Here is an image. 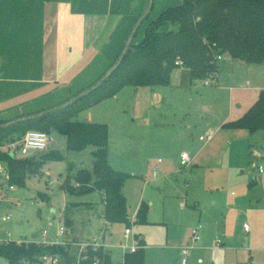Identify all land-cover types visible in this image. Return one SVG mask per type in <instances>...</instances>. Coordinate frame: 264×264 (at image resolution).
<instances>
[{
    "label": "rangeland",
    "instance_id": "obj_1",
    "mask_svg": "<svg viewBox=\"0 0 264 264\" xmlns=\"http://www.w3.org/2000/svg\"><path fill=\"white\" fill-rule=\"evenodd\" d=\"M263 81L264 65L249 66L226 58L221 63L218 82L209 80L206 85L207 80L193 81L191 72L180 68L172 74L168 87H127L116 97L93 107L83 119L79 117L81 121L88 118L89 123L109 127L110 165L117 172L133 176L123 191L129 214L134 215L142 199L150 203L152 224L133 227L134 232L146 237L147 264H182L185 258L187 264H199L201 247L207 249L204 264L217 262L222 254L213 250L217 241L223 244L232 232L244 237V226L249 230L254 226V209L262 210L257 220L263 221L264 177L261 183L249 185L259 173V166L264 167V131L250 134L220 126L225 116L234 122L253 107V89ZM207 134L213 135V141L201 142L200 138ZM243 140L249 143L242 157L237 150ZM20 143L7 145L2 151L10 150L14 159L38 161L43 153L51 152H60L65 159L46 163L39 173L29 174L26 188H15L7 198H0L1 240L63 242L66 237L58 234L67 229L66 206L92 202L96 204L98 226L67 229L68 236H77L81 241L73 243L72 254L81 252L80 243L92 242L103 232L106 243L118 245L124 241L127 226H105L104 206L98 193L71 197L63 188L67 178L74 177L77 171L92 172L96 148L68 151L66 139L51 133L47 151H32L24 156ZM184 153L191 159L188 167L181 165ZM252 155L257 158L251 159ZM4 181L2 176L0 194L4 192ZM40 195H47L49 201H42ZM11 198L18 200L12 203ZM238 201L243 204L237 206ZM4 217H8L5 222ZM226 222L224 231L222 226ZM200 224L208 227L199 231L200 238L194 244L192 232ZM110 231L114 234L112 241L108 238ZM44 233L46 237L42 236ZM35 235L38 237L34 238ZM188 244L193 247L189 256L174 249ZM251 249L255 264H264V244ZM114 255L118 262L119 254ZM231 255H227L229 264H249L248 253ZM0 264L9 262L0 258Z\"/></svg>",
    "mask_w": 264,
    "mask_h": 264
},
{
    "label": "trees",
    "instance_id": "obj_2",
    "mask_svg": "<svg viewBox=\"0 0 264 264\" xmlns=\"http://www.w3.org/2000/svg\"><path fill=\"white\" fill-rule=\"evenodd\" d=\"M219 56H227L249 66L264 65V0H182L180 6L167 9L148 25L142 43H131L126 48L118 69L96 90L78 100L83 93L72 97L36 116L13 122L0 121V149L5 145L19 144L31 131L44 132L49 136L52 131L58 133L66 139L68 151L83 152L90 147L96 148L92 154V172L77 171L74 177L67 178L63 188L71 197L100 194L107 223L130 227L129 207L123 190L133 176L117 172L110 165L109 127L81 121L80 115L116 97L127 87H168L172 74L180 68L188 69L193 81L210 78L215 81L219 72ZM224 129L250 134L264 131V91L242 118L227 123ZM43 154L35 161L14 159L10 152L0 151V163H5L8 169L6 184L24 189L29 174L39 173L46 163L65 159L60 152ZM149 210L148 204L141 205L135 225L149 224ZM46 256L58 257L60 264L77 263L69 244L0 243V258L9 264H43L42 259ZM86 256L81 264H92L97 257L101 258V264H113L103 250L95 253L87 248ZM125 264H145L143 247L127 255Z\"/></svg>",
    "mask_w": 264,
    "mask_h": 264
},
{
    "label": "crops",
    "instance_id": "obj_3",
    "mask_svg": "<svg viewBox=\"0 0 264 264\" xmlns=\"http://www.w3.org/2000/svg\"><path fill=\"white\" fill-rule=\"evenodd\" d=\"M181 4L182 0H0V121L13 122L24 117L42 114L67 102L70 98L86 92L117 64L131 43L139 45L143 42L151 22L155 21L167 9L178 7ZM226 58L229 57L223 56L218 61L217 82L221 63ZM262 91H264V81L253 89L254 100H256L253 105L257 102ZM91 110L92 108L85 111L80 117L83 119L84 115ZM229 118L225 116L221 120L220 126L224 128V125L230 122ZM85 121H88V118ZM248 143L243 140L238 145L239 150L237 151L242 157V152L245 151ZM6 146L0 151L10 152V150L2 151ZM9 146H15V144ZM251 154H254L253 151ZM255 157L257 158L252 155L251 159L255 160ZM258 175L259 173L253 176L250 187L261 183L264 174L261 175L259 182L253 181ZM2 176L5 177L4 182H6L8 169L5 163H0V179ZM99 196L105 212L102 196L100 194ZM40 198L42 201H49L47 195H40ZM17 200L11 198L10 202L13 203ZM143 203L148 204L150 208V203L145 199L140 201L134 215H130L132 223L130 228L132 229L139 226L135 225V221ZM241 204H243L242 201L237 202V206ZM95 210L96 204L92 202H76L67 205L65 210L66 228L73 230L85 225L89 228L97 227ZM52 212L54 213L55 210ZM251 212L254 216V226L250 227L249 232L243 230L242 236L244 237L239 234L237 236L232 232L227 235L228 237L226 236V240L221 246H217L216 242L213 250L222 251V254L217 262L213 261L211 264H229L227 255L232 253L231 256H233L239 252L248 253L249 264H255L256 257L253 256L251 248L258 244H264V218L263 221L257 220L260 217L257 214L262 210L254 209ZM150 213L151 209L148 215V225L152 224L149 221ZM104 223L105 226L112 225L107 223L105 216ZM243 223H246V220ZM199 227L202 230L208 225L200 224ZM222 227L224 231H227V222ZM67 229L63 242L36 243L61 246L69 244L72 254L73 243L81 241L77 236H68ZM134 233L141 240L145 252V264H147L149 246L146 237L141 232ZM105 234L103 232L96 237L102 238L104 252L111 257L113 264H125L126 256L132 255L129 250L124 248L125 241L118 245L106 243ZM42 236L46 237L47 233ZM37 237L38 235L34 236V238ZM123 237L124 235L122 239ZM108 238L111 241L114 239V234L111 231ZM0 242L10 241L0 239ZM88 243L91 242L80 244ZM193 243L195 244V242ZM174 249L181 251L183 256H189V251L193 247H189L188 244L180 248L174 247ZM205 250L207 251L203 247L198 249L201 251L198 257L199 264H204L206 261ZM114 252L119 254L118 262L115 260ZM223 253H226V256ZM79 254H72V256L78 258Z\"/></svg>",
    "mask_w": 264,
    "mask_h": 264
},
{
    "label": "built area",
    "instance_id": "obj_4",
    "mask_svg": "<svg viewBox=\"0 0 264 264\" xmlns=\"http://www.w3.org/2000/svg\"><path fill=\"white\" fill-rule=\"evenodd\" d=\"M222 59V56L218 57V60L220 61ZM209 80H213L212 78L207 79L206 85L209 84ZM214 81V80H213ZM213 135L207 134L206 136H203L200 138V141L203 143H209L213 141ZM50 143V136L44 132L39 131H31L26 134V136L23 138V140L20 143V150L21 153L24 156H27L30 152H45L48 149ZM181 165L183 167H188L191 165V159L189 158L188 154L184 153L181 157ZM264 174V168L261 166L259 167V175L253 179L255 183L259 182L261 179V175ZM1 190L4 192L0 194V198H7L9 192H12L15 190V187H9L6 182H4L3 187H1ZM4 222L8 220V217H4L2 219ZM201 227H199L196 230H193L192 232V240L193 242H197L200 238L199 231ZM244 230L246 232H249V227L247 225L244 226ZM66 233V229H61L59 235L64 236ZM125 241L124 248L126 250H129L131 254H134L138 252L140 249H142L141 240L135 235L132 228H127L124 237ZM3 243V242H0ZM222 242L217 241V246H221ZM87 248H91L93 252L98 253L99 251L103 250L102 245V238H95L93 242L88 244H82V250L77 258L76 264H81L82 261L87 259L86 251ZM104 251V250H103ZM105 253V252H104ZM43 264H60V259L58 257L53 256H46L42 259ZM102 260L101 258L97 257L93 261L92 264H101ZM183 264H186V259L183 260Z\"/></svg>",
    "mask_w": 264,
    "mask_h": 264
},
{
    "label": "water",
    "instance_id": "obj_5",
    "mask_svg": "<svg viewBox=\"0 0 264 264\" xmlns=\"http://www.w3.org/2000/svg\"><path fill=\"white\" fill-rule=\"evenodd\" d=\"M125 52L123 53V55L121 56L120 60L117 62V64L104 76V78L101 80V82L99 84H97L94 88H92L91 90L83 93L81 96H79L76 100L86 96L87 94L91 93L92 91L96 90L97 88H99L102 83H104L107 79H109V77L118 69V67L120 66L123 56H124ZM85 121V120H84ZM53 133V131H52Z\"/></svg>",
    "mask_w": 264,
    "mask_h": 264
}]
</instances>
